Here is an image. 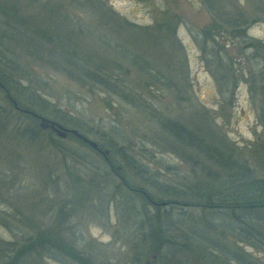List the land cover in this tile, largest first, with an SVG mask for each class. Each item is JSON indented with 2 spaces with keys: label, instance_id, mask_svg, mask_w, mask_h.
<instances>
[{
  "label": "rangeland",
  "instance_id": "obj_1",
  "mask_svg": "<svg viewBox=\"0 0 264 264\" xmlns=\"http://www.w3.org/2000/svg\"><path fill=\"white\" fill-rule=\"evenodd\" d=\"M235 1L252 20L247 35L257 47L264 46V0ZM0 5L12 11L20 26L22 22L37 30L48 46L51 40L57 42L67 59L109 70L127 83L135 102L78 83L58 66L61 62L50 63L19 49L41 81L34 82L42 95L83 122L92 140L113 128L119 146L144 168L155 170L153 181L191 185L197 183L200 169L195 154L163 130L159 120L184 125L210 144L233 147L264 173V109L251 99L248 78L239 71L247 66L240 56L250 52L223 42L224 49L205 36L212 18L203 0H0ZM250 61L258 68L257 57ZM233 62H240L234 65L237 86L229 90L219 83L229 79L226 67ZM17 116L12 122L18 120L19 127L0 126V242L34 235L33 225L42 220L48 227L42 238L60 244L62 236L67 246L75 244L67 264H83L80 258L87 264H129L136 231L133 216L146 204L135 194H124L125 204L114 202L125 159L114 158L115 168H121L114 173L102 156L71 136L58 138L27 115ZM132 176L129 172L125 178L139 189L146 187L144 180ZM61 205L67 207L63 212L58 210ZM126 210L131 211L130 220L121 216ZM244 249L264 261V254Z\"/></svg>",
  "mask_w": 264,
  "mask_h": 264
},
{
  "label": "trees",
  "instance_id": "obj_2",
  "mask_svg": "<svg viewBox=\"0 0 264 264\" xmlns=\"http://www.w3.org/2000/svg\"><path fill=\"white\" fill-rule=\"evenodd\" d=\"M203 2L212 18L204 29L205 36H212L211 38L224 49L226 48L223 42L232 45L233 49L239 44L246 52H250V55L240 56L246 60L247 66L241 67L239 71L248 78L251 99L260 110L264 109V98L258 97L264 96V46L257 47L247 35L252 20L235 0ZM9 10L0 5V101L4 102L0 104V126L19 127V121L14 123L12 120L17 114H25L16 110L17 105L22 110L47 116L66 128L78 130L80 134L91 139V130L83 122L53 105L36 87V83L41 81L25 63L19 50L23 47L31 57H45V61L50 63L61 62L58 66L63 65L68 76L78 83L98 86L124 102L136 101L135 94L118 75L110 74L109 70L90 68L67 59L68 53L58 49L57 42L51 40V46H48L37 30L23 26L22 22L20 26L19 20ZM252 57H257L260 61L256 65L258 68L251 64ZM236 63L240 64L233 62L231 66L226 67L231 76L228 80H219L220 86L229 90L237 86L235 79L238 72L234 68ZM131 94L135 97L131 98ZM261 116H264V111ZM159 123L163 130L197 157L200 165L199 175L195 176L198 178L197 183L188 185L185 182L176 185L157 179L153 181L155 170L144 168V164L136 162L134 156L126 152L125 147L119 146V137L113 133V128L101 135L97 133L95 140L91 139L98 144L101 151H110L108 164L114 170V158L117 156L125 159L123 170L118 172L123 180L114 202L125 204V195L135 194L142 197L146 204L140 214L135 213L133 216L136 231L132 238L129 264H227L229 261L237 264H264V261L254 258L244 249L249 247L264 254V173L227 144H210L202 136L171 120H159ZM38 134L41 132L38 131ZM106 134L109 135L108 138L105 137ZM70 136L101 156L85 142ZM68 155L72 159L76 158L74 153ZM192 170L194 173L197 171L195 165H192ZM99 172L107 177L104 171ZM129 172L133 174L134 180H144L146 187L139 189L133 186L132 182L125 178ZM75 173L77 174L76 170ZM189 180L186 178L184 181ZM64 208L67 207L61 205L58 210L63 212ZM130 212L126 210V216H121L130 220ZM0 221L3 223L1 219ZM39 222L40 225L36 222L33 225L34 235H16L17 238L12 243L0 242V264H46L47 260L68 263L66 259L73 254L75 244H70L73 246H70L71 250L62 236L60 244L50 238H42L44 230L48 227H45L44 221ZM78 255L85 257L81 251ZM79 261L85 263L81 258Z\"/></svg>",
  "mask_w": 264,
  "mask_h": 264
},
{
  "label": "water",
  "instance_id": "obj_3",
  "mask_svg": "<svg viewBox=\"0 0 264 264\" xmlns=\"http://www.w3.org/2000/svg\"><path fill=\"white\" fill-rule=\"evenodd\" d=\"M15 108H16V110H18V111H20L26 115H31L34 118H36L39 121V126L43 131H51L58 138H61V139H66L69 135H73L76 138H78L79 140L88 144L94 150L101 151L98 147V144L95 141H92V140L86 138L83 134H80L78 130L66 128L63 125H61L55 121L49 120V119L42 117V116H40L34 112H31L29 110H22V109L18 108L17 105H15ZM102 152L106 158L110 154L109 150H104ZM117 170L119 171V170H121V168L118 167ZM162 205H165V204H162ZM152 258H155V256H152Z\"/></svg>",
  "mask_w": 264,
  "mask_h": 264
},
{
  "label": "flooded vegetation",
  "instance_id": "obj_4",
  "mask_svg": "<svg viewBox=\"0 0 264 264\" xmlns=\"http://www.w3.org/2000/svg\"><path fill=\"white\" fill-rule=\"evenodd\" d=\"M29 116H31V115H29ZM31 117H33V116H31ZM34 118V117H33ZM34 119H36V118H34ZM37 120V119H36ZM101 156H102V158L105 160V163H106V165L115 173V170H114V168L112 167V166H110L109 164H108V162L109 161H107V159H105V157H104V155H103V152H101V151H97ZM117 171V170H116Z\"/></svg>",
  "mask_w": 264,
  "mask_h": 264
}]
</instances>
